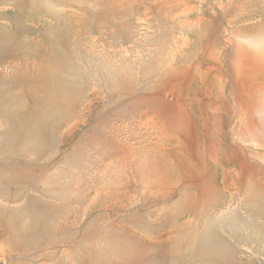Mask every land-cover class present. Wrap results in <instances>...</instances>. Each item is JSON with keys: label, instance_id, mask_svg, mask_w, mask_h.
Instances as JSON below:
<instances>
[{"label": "rangeland", "instance_id": "1", "mask_svg": "<svg viewBox=\"0 0 264 264\" xmlns=\"http://www.w3.org/2000/svg\"><path fill=\"white\" fill-rule=\"evenodd\" d=\"M0 264H264V0H0Z\"/></svg>", "mask_w": 264, "mask_h": 264}]
</instances>
